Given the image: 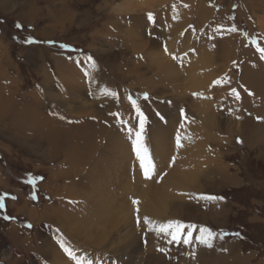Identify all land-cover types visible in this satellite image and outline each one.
Masks as SVG:
<instances>
[{
    "label": "rangeland",
    "instance_id": "1",
    "mask_svg": "<svg viewBox=\"0 0 264 264\" xmlns=\"http://www.w3.org/2000/svg\"><path fill=\"white\" fill-rule=\"evenodd\" d=\"M260 48L264 0L0 1L2 95L24 117L0 112V264H76L61 244L83 264H264ZM144 217L197 225L192 243Z\"/></svg>",
    "mask_w": 264,
    "mask_h": 264
},
{
    "label": "snow or ice",
    "instance_id": "2",
    "mask_svg": "<svg viewBox=\"0 0 264 264\" xmlns=\"http://www.w3.org/2000/svg\"><path fill=\"white\" fill-rule=\"evenodd\" d=\"M175 7V6H173ZM185 7H187V5H185ZM148 19L149 20H153V14L152 13H148L147 14ZM17 27H21L19 24L17 25ZM231 31H236L235 27H233L231 29ZM29 43H32L33 41L31 39L28 40ZM61 47H66L65 45H62ZM259 51L262 53V58H264V48H260ZM89 59H91V57H89ZM233 92L235 93V90H233ZM112 96H115V93H109ZM147 94H145V98H146ZM237 98L238 94H237ZM131 99V98H129ZM132 106L136 109L137 114L141 117L140 121H139V128L140 131L136 132V140L133 142V148L136 152L137 157L140 160V167L141 169L144 171V175L146 178H150V173L152 171H154V164L151 161V158L147 155V149L143 148V146L141 145V141H142V136H141V132L144 129V124H145V118L143 117V114L140 112L139 107L136 105V102L133 100L132 101ZM129 131L131 132V129H129ZM176 143L177 146L179 147L181 144V137L179 135H177L176 137ZM144 152V154L142 155L141 152ZM147 160V164L145 163V161ZM31 182V181H29ZM34 198V197H33ZM200 199L203 200H207V201H216V200H221L223 199V197H217V196H211V195H201L199 197ZM0 200H2V197H0ZM134 205L138 204V201L133 200L132 201ZM4 205L2 202H0V208H3ZM136 213H137V226H140L141 223V219L139 217V208L136 209ZM9 217H5V219H8ZM143 223L147 226V230L148 231H154L158 236L163 234L166 237H170V239H168V243H172L175 242L177 244L179 243H183L185 245L187 244H191L192 243V236H193V230H195L197 228V225L194 224H184L181 221L178 220H170L168 222L165 223H158L155 221H152L150 218L148 217H144L143 218ZM30 227V225H29ZM189 229V231L185 234L184 230L185 229ZM199 232L200 235L196 236L195 239L196 241H198L200 244L211 248L212 247V241L217 237V233H214L212 230L200 226L199 227ZM224 235H227V233H220L219 237L221 239H223ZM234 235L239 236V233H235ZM61 247L64 248V251L74 260H76V264H83V258H77L75 256V254L72 252V250L70 248L65 247L63 244H61ZM161 251H163V249H160ZM88 264H92L91 261H88Z\"/></svg>",
    "mask_w": 264,
    "mask_h": 264
},
{
    "label": "bare ground",
    "instance_id": "3",
    "mask_svg": "<svg viewBox=\"0 0 264 264\" xmlns=\"http://www.w3.org/2000/svg\"><path fill=\"white\" fill-rule=\"evenodd\" d=\"M1 2H3V3H7V1H9V0H0ZM134 4V3H133ZM132 4V5H133ZM180 8V7H179ZM183 9V8H182ZM179 13V12H178ZM192 13V12H191ZM181 14V13H180ZM174 15H176V13L174 14ZM183 16V15H182ZM187 16V15H186ZM174 17H176V16H174ZM180 18H181V16H179ZM185 17V16H184ZM178 19V20H181V19ZM183 20V19H182ZM228 40H229V38H228ZM226 42H228V41H226ZM251 54V53H250ZM205 61H206V59H205ZM247 62V61H246ZM0 63H1V65H5V63H7V57H5V56H0ZM5 67V66H4ZM246 67H248V66H246ZM1 68V67H0ZM251 69L250 68H246V70H245V72L246 73H244V82H247V83H250V82H257L255 79H254V73L253 72H249ZM253 71V70H252ZM2 73V72H1ZM6 75V74H5ZM264 79V78H263ZM7 80V79H6ZM8 81V80H7ZM7 81L5 82L4 80H2L1 78H0V112H6V114L7 113H9L10 115H14V114H16V113H13L14 112V110H16L18 107H19V109L21 110L20 111V114L22 113V111H23V109H22V106H17V104H16V102L13 100V99H11L9 96L8 97H5L4 95H2V93L4 92V91H8V92H10L11 93V90H10V87H9V84L7 83ZM262 82L260 83V85H262V91L264 92V87H263V85H264V80H261ZM73 87V86H72ZM262 93V92H261ZM254 94V93H253ZM254 95H256V94H254ZM256 97H257V95H256ZM5 114V115H6ZM10 115H9V117H10ZM18 115V114H17ZM11 116V117H12ZM12 121H11V123H13L14 125H19V124H21V122L22 121H24V117H22V115L21 116H17L16 117V115H15V117L13 116V118L11 119ZM65 123V122H64ZM67 132V131H66ZM55 134L53 135V140L54 141H56V140H58L59 141V139H58V134H56V132H54ZM47 139V138H46ZM56 139V140H55ZM63 264V263H62Z\"/></svg>",
    "mask_w": 264,
    "mask_h": 264
}]
</instances>
